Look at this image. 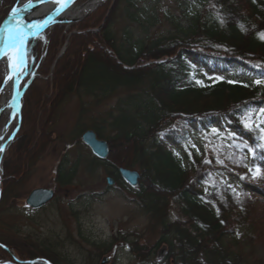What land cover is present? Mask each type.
<instances>
[{"label":"trees","instance_id":"obj_1","mask_svg":"<svg viewBox=\"0 0 264 264\" xmlns=\"http://www.w3.org/2000/svg\"><path fill=\"white\" fill-rule=\"evenodd\" d=\"M136 2L111 0L108 10L77 24L67 41L63 27L55 26L43 44L28 42V61L42 59L43 65L22 98L20 127L3 161L0 205L41 154L67 99L93 97L98 104L117 96L116 115L94 132L108 143L109 155L104 162L92 160L109 170L158 230L148 248L122 240L135 261L154 264L151 258L165 246L171 264H264L257 256L264 211L251 195L264 200V191L243 184L238 197L233 189L212 185L207 172L201 173L203 163L186 164L177 152L193 131H213L236 153L252 151L264 159V125L245 123L264 109V0H178L177 15L167 18L169 29L158 35L151 34L152 27L139 34L127 29L117 39L112 31L117 12L136 8ZM63 166L56 169L61 186L75 173L72 169L63 181ZM120 168L140 174L134 190L120 180ZM192 180L207 187L193 190ZM170 202L183 223L167 215ZM0 245L21 261L57 264L52 244L50 249L0 235Z\"/></svg>","mask_w":264,"mask_h":264},{"label":"rangeland","instance_id":"obj_2","mask_svg":"<svg viewBox=\"0 0 264 264\" xmlns=\"http://www.w3.org/2000/svg\"><path fill=\"white\" fill-rule=\"evenodd\" d=\"M177 1L137 0L136 8H130L128 11L122 6L115 16L112 31L120 40L127 29L139 34L143 28L152 27L151 34L158 35L160 31L170 28L167 18L177 15ZM21 2L22 0H0V26ZM85 2L86 0H80L75 5ZM110 3L111 0H108L77 22L57 27H63L67 41L70 33L77 31V24L108 10ZM142 8H145L146 12L142 10L138 12ZM52 30L53 28L43 31L31 41L38 40L40 45L43 44L45 36ZM65 45L66 42L56 51V57L64 52ZM42 63V59L37 62L27 60V73L21 75H24V79L20 81L21 88L39 78L37 69L43 65ZM4 85L5 73L0 71V101L9 99L11 95L12 87L4 91ZM116 104L117 96L98 104L93 97L73 96L58 108L51 123L49 141L33 162L26 177L11 189L6 200L0 205V235H15L46 248L54 245L55 249H52V252L57 264H100L103 258L110 259L109 264H138L122 240H136L139 246L148 248L157 241L158 230L153 228L148 215L136 205L132 196L116 185L114 177H112L114 186L107 188L105 180L111 177L109 170L94 164L90 152L80 141L84 132L97 131L107 116L116 115ZM6 120L4 116H0V127H3ZM108 122L110 120L104 124ZM245 123L247 127L257 123L264 125V109L253 112ZM13 128L14 124L4 136L2 143L7 141ZM106 132L104 133L109 134L107 128ZM9 146L0 153L2 157L0 199L3 161ZM177 152L181 154L186 164L193 159L200 164L203 163L201 173L204 170L207 172L212 185L233 189L238 197L243 184L264 191V159L257 157L252 151L236 153L233 148L222 143L213 131H193L186 146L178 148ZM60 165H64L61 167L63 181H66L68 172L75 169L72 181L65 186L55 181L56 169ZM188 168V176H192L193 172L190 171V167ZM56 183L61 187L56 190V198L50 205L35 212L25 206V199L32 190L54 189ZM190 184L193 190L201 192L207 187L203 183L202 186L198 182L193 183V180ZM253 193L251 195L258 199L260 209L264 211L263 198ZM167 215L171 221L182 223L185 221L179 209L171 202L167 207ZM115 239L117 241H114ZM0 248L4 251H0V264H34L38 261L52 264L43 259L21 261L12 249L2 245ZM167 253L166 247L161 246L151 261L154 264H171L165 261ZM257 256L264 257V243L258 246Z\"/></svg>","mask_w":264,"mask_h":264},{"label":"water","instance_id":"obj_3","mask_svg":"<svg viewBox=\"0 0 264 264\" xmlns=\"http://www.w3.org/2000/svg\"><path fill=\"white\" fill-rule=\"evenodd\" d=\"M78 1L80 0H60L57 5L54 7L48 15H46V18L39 24L33 26L30 29H6V21L8 17L16 11V9H13L8 17L3 21V23L0 26V47L3 45L7 46H13L15 47L18 45L20 47L19 55H18V67L17 69L14 68L13 71H10V75L13 76V79L11 81L12 85V91L10 95V101H9V107H10V113L5 121L1 134H0V153L4 152L5 149L9 146L10 142L14 139L16 136L19 126H20V112H21V101L22 97L28 88L30 82H28L26 85L23 86V88L20 87V81L24 79L23 76H18V71L20 69H23L24 74L27 73V45L30 40L35 39L38 35H40L44 30L47 28H52L55 25H52L51 23L53 20L59 16L64 11L70 9L72 6H74ZM38 4V3H33ZM2 115L0 111V116ZM15 120V128L11 132L10 136L8 137L7 141L5 143H2V140L6 134V131L8 130L9 126L12 124V122ZM81 142L82 144L90 151L91 155L99 162H104L108 155H109V145L106 141L99 140L95 133L93 131H86L81 136ZM1 154H0V161H1ZM1 163V162H0ZM118 174L122 182L129 188L134 189L138 186L140 175L136 171H131L128 169L120 168L118 169ZM0 177H1V170H0ZM107 187H112L114 184V181L112 178L108 177L105 180ZM54 193L52 190L49 189H35L31 191L28 196L25 199V205L30 210L36 211L44 206L48 205L53 200ZM16 263H18L16 260H14ZM110 259L103 258L100 262V264H109ZM3 264H9V263H3Z\"/></svg>","mask_w":264,"mask_h":264},{"label":"bare ground","instance_id":"obj_4","mask_svg":"<svg viewBox=\"0 0 264 264\" xmlns=\"http://www.w3.org/2000/svg\"><path fill=\"white\" fill-rule=\"evenodd\" d=\"M59 1L60 0H22L16 11H14L8 17L5 28L24 30L30 29L33 26L41 23L46 18V15H48V13H50V11L54 9ZM107 1L108 0H86L85 3L81 5H74L70 9L61 13L53 20L51 24L63 25L77 22L84 16L95 11L98 7L104 5ZM48 29L49 28H47L46 30ZM19 51L20 47L18 45H16L15 47L7 45H3L2 47H0V71H3L5 73V85L3 87L4 91L8 90L11 87L13 76L10 75V71H13L14 68L17 69L18 67L17 63ZM23 73V69H20L18 71L19 76H21ZM9 101L10 99H2L0 101V111L2 113L1 116H4L6 119L8 118L10 113ZM12 124H14L15 128V120L12 122ZM11 125L9 126L8 130L10 129ZM1 128L2 127H0V134L2 130ZM8 130L6 131V134Z\"/></svg>","mask_w":264,"mask_h":264},{"label":"flooded vegetation","instance_id":"obj_5","mask_svg":"<svg viewBox=\"0 0 264 264\" xmlns=\"http://www.w3.org/2000/svg\"><path fill=\"white\" fill-rule=\"evenodd\" d=\"M13 140H14V139H13ZM13 140H12V141H13ZM12 141H11V142H12ZM55 181H56V179H55ZM57 183H58V182H57ZM57 183H56V184H57ZM58 184H59V183H58ZM58 184L55 186L54 189H49V190H52L53 193H54L53 200L51 201V203H52V202L55 200V198H56V190L58 189V187H61V186H59ZM113 185H114V184H113ZM49 205H50V204H49ZM46 207H47V206H46Z\"/></svg>","mask_w":264,"mask_h":264}]
</instances>
